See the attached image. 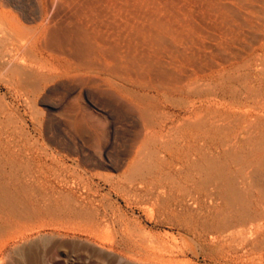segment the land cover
Wrapping results in <instances>:
<instances>
[{"label": "rangeland", "instance_id": "374dc122", "mask_svg": "<svg viewBox=\"0 0 264 264\" xmlns=\"http://www.w3.org/2000/svg\"><path fill=\"white\" fill-rule=\"evenodd\" d=\"M83 1L0 0V264H264V0Z\"/></svg>", "mask_w": 264, "mask_h": 264}, {"label": "bare ground", "instance_id": "6f19581e", "mask_svg": "<svg viewBox=\"0 0 264 264\" xmlns=\"http://www.w3.org/2000/svg\"><path fill=\"white\" fill-rule=\"evenodd\" d=\"M83 1V0H82ZM126 1V0H125ZM138 1V0H137ZM120 2H122L121 0L120 1H118V0H84L82 3H83V7H80V8H83V9H78V12H80L81 11V13L80 14H82L83 12H86V11H88V12H90V13H92L93 11H95V13L97 12V13H99L98 11H100V12H106V13H108V12H116L117 14H118V16H119V18L122 20V22L120 23V25L123 27V29L124 28H127L126 29V31H124L123 29H122V33L123 32H125V34L127 35V33H128V31H129V29H131L130 30V32H132V34H133V32L135 33V36H137L145 45H147V49H148V47H149V50L151 49V48H154V46L158 43V42H160L161 41V38H162V36H164L165 34V36L166 37H168V36H170L171 34H172V31H170V29L166 26V24L164 23V22H160L159 20H158V16H157V14L156 13H145L146 15H143V14H140V12L142 11L141 9H140V7L138 6V8L136 7V5L135 4H137V2L135 3V1H134V6L136 7V12H135V10H133L131 13H130V11L131 10H128V8H126L127 9V11L126 12H128V13H130V14H132V13H135L134 15H130V14H128V13H125V11L123 12V10H126V9H124V8H122L119 4H120ZM124 2V1H123ZM129 2V1H128ZM139 2H140V0H139ZM138 2V3H139ZM143 2V1H142ZM79 3V2H78ZM81 3V2H80ZM79 3V4H80ZM127 3V2H126ZM125 2L123 3V7L125 6V7H128L129 6V4H131V2L130 3H128V5L126 4ZM133 4V3H132ZM131 4V5H132ZM71 5V4H70ZM130 5V6H131ZM138 5V4H137ZM142 5V3L140 4V6ZM133 6V5H132ZM142 7V6H141ZM132 9V8H131ZM139 10V12H137L138 10ZM143 9V8H142ZM82 10H83V12H82ZM113 10V11H112ZM145 11V10H144ZM95 13L93 14V16L95 15ZM96 13V14H97ZM105 13V14H106ZM115 13V14H116ZM141 13H144V12H141ZM86 14H87V12H86ZM117 14H116V16H117ZM83 15V14H82ZM104 15V14H103ZM96 16L97 15H95V18H96ZM89 17V16H88ZM87 17V18H88ZM91 17V16H90ZM142 17V18H141ZM86 18V17H85ZM84 18V19H85ZM118 18V17H117ZM91 19V18H90ZM121 20H118V21H121ZM85 21V20H84ZM87 21H90V20H86V22ZM100 21H101V19H100ZM116 21V20H115ZM86 22L84 23V24H86ZM103 22V21H102ZM108 22V21H107ZM101 23V22H100ZM70 24V23H69ZM82 24V23H81ZM95 24H96V22H95ZM54 25V24H53ZM114 25V24H113ZM78 28V27H77ZM120 28V27H119ZM96 29H98V28H96ZM53 30V29H52ZM56 30V29H55ZM54 30V31H55ZM77 31H75V32H73L72 31V35H67L68 37V39H70V40H72L71 38H72V36H78V38L77 39H74V41L75 42H77V40H79L80 41V43H82V44H84V46H85V49L87 50V51H89V53H90V51L91 50H96L92 45H94L95 43L94 42H99L100 41V43L102 44V42H103V40L101 39V36L98 34V32L94 29V28H90V26L89 25H82V26H80L78 29H76ZM121 30V29H120ZM174 30V29H173ZM51 32V31H50ZM71 32V31H70ZM102 32H104V31H102ZM107 32H109V31H107ZM55 33V32H54ZM61 33V32H60ZM53 34V33H52ZM58 34V33H57ZM56 34V35H57ZM162 34H164V35H162ZM61 35V34H60ZM104 35H107V33L106 34H104ZM121 36H123L124 35V33H123V35L122 34H120ZM126 35H124L125 37H126ZM130 35V34H129ZM129 35H127V37L129 36ZM134 35V34H133ZM119 36V35H118ZM123 36V37H124ZM135 36L133 37V36H131L130 35V37H132V38H135ZM172 37L171 38H173V35H171ZM49 37V36H48ZM52 37V36H51ZM69 37H71V38H69ZM103 37V36H102ZM126 37V38H127ZM65 38V37H64ZM121 38V40H119ZM132 38H130V40L132 39ZM170 38V37H169ZM104 39V38H103ZM119 39H118V43L119 42H121L122 41V37H119ZM139 39H138V41H135L134 40V42H136V43H134L133 41H132V44H130L129 45V47L131 46V49H133L134 48V50L136 49V48H138L136 45H134V44H137V43H139V42H141V41H139ZM101 40H102V42H101ZM124 40V39H123ZM128 42H130L131 43V41L129 40V39H126ZM126 40H124V41H126ZM136 40H137V38H136ZM123 41V42H124ZM64 42V41H63ZM74 42V43H75ZM109 42V41H108ZM141 42V43H142ZM74 43L72 44V47L74 46ZM80 43H79V45H80ZM93 43V44H92ZM104 43V42H103ZM110 43V42H109ZM127 43V42H126ZM134 43V44H133ZM141 43H139L140 44V48H139V51H140V49H141V47H143V46H141ZM68 44H70V43H68ZM120 44V43H119ZM125 44V43H124ZM129 44V43H128ZM128 44H127V46H128ZM139 44H137V45H139ZM64 45V44H63ZM77 45H78V43H77ZM76 43H75V47L74 48H76ZM144 45V46H145ZM67 46V45H66ZM95 46H96V44H95ZM121 46V45H120ZM185 46V45H184ZM63 47V46H62ZM102 47V46H101ZM80 48V47H79ZM81 48L83 49L84 47H82L81 46ZM80 48V49H81ZM96 48H97V46H96ZM99 48V47H98ZM123 48H124V46H123ZM78 49V46H77V48H76V50ZM78 50L77 51V53L79 54V55H84L85 56V53H87V52H85V51H81V50ZM112 49V48H111ZM146 49V48H145ZM84 50V49H83ZM128 50V49H127ZM129 50H130V48H129ZM74 51H75V49H74ZM113 51V50H112ZM115 51H117V50H115ZM133 51V50H132ZM138 51V52H139ZM151 51H153V50H151ZM155 51V50H154ZM154 51H153V53H154ZM92 52V51H91ZM94 52V51H93ZM96 52V51H95ZM102 52H103V50H102ZM124 52V51H123ZM135 52H137V50L135 51ZM157 52V51H156ZM155 52V53H156ZM159 52V51H158ZM89 53H87L88 55H90ZM116 53V52H115ZM146 53V52H145ZM150 53V52H149ZM98 54V53H97ZM111 54V53H110ZM133 54V53H132ZM109 55V54H108ZM115 56V55H114ZM122 56V55H121ZM149 56V55H148ZM86 57V56H85ZM89 57V56H88ZM109 57V56H108ZM123 57H125V54H124V56ZM90 58V57H89ZM119 58H121L120 56H119ZM145 58V57H144ZM132 59V58H131ZM134 59V58H133ZM138 59V58H137ZM81 60V59H80ZM87 60V59H86ZM118 60V59H117ZM121 60V59H120ZM136 60V59H135ZM134 61V60H133ZM89 62V61H88ZM132 63V62H131ZM134 63V62H133ZM119 66H120V64H119ZM142 66V65H141ZM135 67V66H134ZM116 68V67H115ZM117 69V68H116ZM133 72V71H132ZM113 73V72H112ZM248 127H249V130L250 131H253L252 130V127L254 126V121L252 120H250L249 122H248ZM251 127V128H250ZM250 133V132H249ZM252 133V132H251Z\"/></svg>", "mask_w": 264, "mask_h": 264}]
</instances>
